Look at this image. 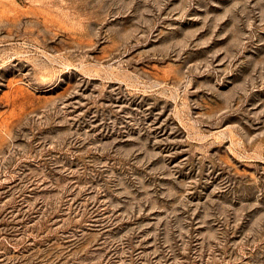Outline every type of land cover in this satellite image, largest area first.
<instances>
[{"label":"rangeland","instance_id":"rangeland-1","mask_svg":"<svg viewBox=\"0 0 264 264\" xmlns=\"http://www.w3.org/2000/svg\"><path fill=\"white\" fill-rule=\"evenodd\" d=\"M0 264H264V0H0Z\"/></svg>","mask_w":264,"mask_h":264}]
</instances>
